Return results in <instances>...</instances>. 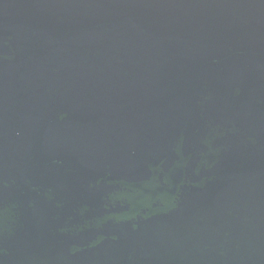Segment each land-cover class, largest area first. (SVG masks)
Listing matches in <instances>:
<instances>
[{
  "label": "water",
  "instance_id": "95a60500",
  "mask_svg": "<svg viewBox=\"0 0 264 264\" xmlns=\"http://www.w3.org/2000/svg\"><path fill=\"white\" fill-rule=\"evenodd\" d=\"M0 264H264V0H0Z\"/></svg>",
  "mask_w": 264,
  "mask_h": 264
}]
</instances>
